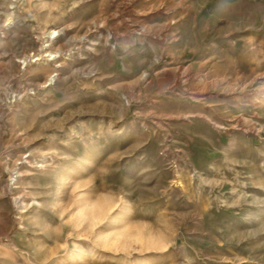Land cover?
<instances>
[{"label":"rangeland","instance_id":"rangeland-1","mask_svg":"<svg viewBox=\"0 0 264 264\" xmlns=\"http://www.w3.org/2000/svg\"><path fill=\"white\" fill-rule=\"evenodd\" d=\"M0 264H264V0H0Z\"/></svg>","mask_w":264,"mask_h":264},{"label":"bare ground","instance_id":"bare-ground-1","mask_svg":"<svg viewBox=\"0 0 264 264\" xmlns=\"http://www.w3.org/2000/svg\"><path fill=\"white\" fill-rule=\"evenodd\" d=\"M57 32H58V31H57ZM57 32H56L55 29H52V30L49 32V34H55V33H57ZM51 54H52V52H47V53L45 52V53L43 54V56H49V55H51ZM36 59L39 60V59H41V57L37 55V56H36ZM82 211H83V210H82ZM82 211H81V213H80V216H81V217H85V216H86V217H87V216L90 217V218H89V219H91L90 222L93 223V224H94L95 222H97V218H98V217H97V208H92L91 210L88 211L87 214H86L85 212H82ZM84 211H86V210H84ZM75 258H76V262H78V261L81 260L82 256H79V255H78V256H76Z\"/></svg>","mask_w":264,"mask_h":264}]
</instances>
